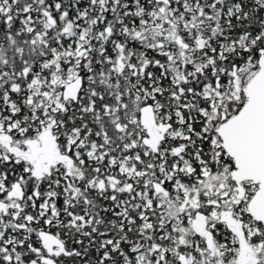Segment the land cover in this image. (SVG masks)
<instances>
[{"label": "snow or ice", "instance_id": "snow-or-ice-1", "mask_svg": "<svg viewBox=\"0 0 264 264\" xmlns=\"http://www.w3.org/2000/svg\"><path fill=\"white\" fill-rule=\"evenodd\" d=\"M0 264H264V0H0Z\"/></svg>", "mask_w": 264, "mask_h": 264}]
</instances>
